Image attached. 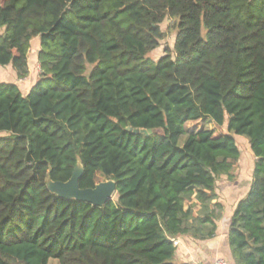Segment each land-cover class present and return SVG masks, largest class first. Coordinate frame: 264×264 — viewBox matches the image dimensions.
I'll use <instances>...</instances> for the list:
<instances>
[{
	"label": "trees",
	"instance_id": "obj_1",
	"mask_svg": "<svg viewBox=\"0 0 264 264\" xmlns=\"http://www.w3.org/2000/svg\"><path fill=\"white\" fill-rule=\"evenodd\" d=\"M168 19L175 43L155 60ZM0 30L17 78L0 82V264H192L176 261L180 239L216 235L237 136L254 163L231 256L264 264V0H0ZM203 120L226 130L187 127ZM79 161L80 186L113 179L116 200L48 189Z\"/></svg>",
	"mask_w": 264,
	"mask_h": 264
},
{
	"label": "crops",
	"instance_id": "obj_2",
	"mask_svg": "<svg viewBox=\"0 0 264 264\" xmlns=\"http://www.w3.org/2000/svg\"><path fill=\"white\" fill-rule=\"evenodd\" d=\"M35 40L36 39H34L33 41ZM6 67H8L9 70L0 67V79L9 77V73L14 74L15 71L12 66ZM26 79L28 78H25L24 81ZM13 82H17V78ZM35 82H33L30 87L28 83H24L25 94L30 91ZM245 142L247 144V141ZM251 181L252 170L250 174L245 178L236 177L233 181L225 182L222 188H219L220 184L218 183V193L220 196L219 199L224 204L225 210L222 218L218 221V229L216 235L211 239L200 242L191 240L188 237H182L180 239L179 248L176 253L177 262H190L192 264H212L217 258H226L229 260L230 264H235L231 256V250L228 240V228L230 225L232 213L237 203L246 196Z\"/></svg>",
	"mask_w": 264,
	"mask_h": 264
},
{
	"label": "rangeland",
	"instance_id": "obj_3",
	"mask_svg": "<svg viewBox=\"0 0 264 264\" xmlns=\"http://www.w3.org/2000/svg\"><path fill=\"white\" fill-rule=\"evenodd\" d=\"M161 26L165 32V38L161 42V44H162L161 47L159 49H156L153 53L150 54V57L155 59V60L158 59V57L163 54L165 47H169L170 49H173V46L175 43V38L177 35V29L175 28V24L171 19L166 20ZM1 32H2V30H0V33ZM38 49H39V38H36V40L32 42V47H31V51H30L31 73H30L29 77H27L28 79L25 80L26 82L24 81V79H23V81L19 82V85H20L23 92H25V90H24L25 84L24 83H28L29 87H30V85H32V83L35 82L39 77L40 68H39L38 62L36 61V54H37ZM0 67L9 70L8 67L1 66V65H0ZM8 76L9 77H5L4 79H0V82H3V81L13 82L16 79L15 78V72H14V74L9 73ZM187 127L190 130L200 129V128H214L215 130H218V131L219 130H224V131L226 130V127H218L214 123L210 122L209 120L190 122L187 124ZM237 137L239 140V145L242 149V156L236 164L235 176L239 177V178L240 177L245 178L250 174L251 170H253L254 156H253V153L251 151L248 140L242 136H237ZM245 141H247V144ZM101 181H103V179ZM227 181H229L227 176H222L221 180L219 181V184H220L219 188L220 187L222 188L224 183ZM116 199H117V197L114 198V200H116Z\"/></svg>",
	"mask_w": 264,
	"mask_h": 264
},
{
	"label": "water",
	"instance_id": "obj_4",
	"mask_svg": "<svg viewBox=\"0 0 264 264\" xmlns=\"http://www.w3.org/2000/svg\"><path fill=\"white\" fill-rule=\"evenodd\" d=\"M135 133H152L153 130H141L128 127ZM84 173V166L79 161L67 181L53 180L50 175L46 179L48 189L59 197L89 202L95 206H104L117 197V185L113 179H106L97 183L94 187L82 188L80 179Z\"/></svg>",
	"mask_w": 264,
	"mask_h": 264
},
{
	"label": "built area",
	"instance_id": "obj_5",
	"mask_svg": "<svg viewBox=\"0 0 264 264\" xmlns=\"http://www.w3.org/2000/svg\"><path fill=\"white\" fill-rule=\"evenodd\" d=\"M179 241L175 240V245H178ZM212 264H230L229 260L226 258H217Z\"/></svg>",
	"mask_w": 264,
	"mask_h": 264
}]
</instances>
